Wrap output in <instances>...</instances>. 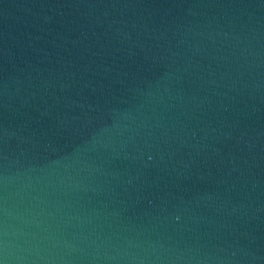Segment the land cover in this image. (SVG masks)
Returning <instances> with one entry per match:
<instances>
[{"label":"water","instance_id":"1","mask_svg":"<svg viewBox=\"0 0 264 264\" xmlns=\"http://www.w3.org/2000/svg\"><path fill=\"white\" fill-rule=\"evenodd\" d=\"M0 264H264V0H0Z\"/></svg>","mask_w":264,"mask_h":264}]
</instances>
